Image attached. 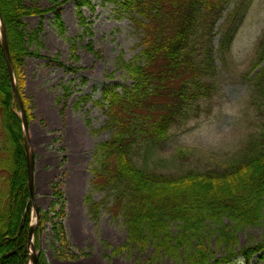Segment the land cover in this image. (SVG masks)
Listing matches in <instances>:
<instances>
[{"label": "trees", "instance_id": "trees-1", "mask_svg": "<svg viewBox=\"0 0 264 264\" xmlns=\"http://www.w3.org/2000/svg\"><path fill=\"white\" fill-rule=\"evenodd\" d=\"M65 1H53L43 9L26 0H0L28 120L22 63L26 56H39L31 46L42 45L43 26L31 32L24 19L54 12L59 29L64 31L61 6ZM90 3L78 0L80 6ZM249 4L250 0L118 1L139 35L142 49L133 60L122 63L132 85L103 92L100 105L107 120L98 131H110L112 136L97 145L94 155L92 187L103 197L97 201L91 193L87 201L93 219L108 209L123 222L127 240L118 247L120 250L130 245L140 249L151 245L156 253L171 256L175 264H232L237 259L254 264L253 258L264 254V236L238 249V231L262 225L264 220V126L251 137L244 152L222 169L172 174L147 164L154 145L167 138L174 126L197 115L200 103L213 96L218 58L222 60L230 47ZM81 23L89 24L85 17H81ZM217 35L218 48L214 43ZM254 68L251 100L264 118V30ZM0 126L5 135L1 150L6 154L8 172V189L3 192L5 201L0 210V264H30L33 206L24 131L1 39ZM54 191L58 200L51 210L43 212L40 208L43 213L35 236L38 264H51L40 251V234L48 220L54 224L56 237L65 238L63 222L55 220L65 217L64 194L58 184ZM213 242L216 250H223L221 256L214 252Z\"/></svg>", "mask_w": 264, "mask_h": 264}, {"label": "rangeland", "instance_id": "rangeland-1", "mask_svg": "<svg viewBox=\"0 0 264 264\" xmlns=\"http://www.w3.org/2000/svg\"><path fill=\"white\" fill-rule=\"evenodd\" d=\"M53 1L26 3L46 9ZM118 1L91 0L90 5L80 6L78 0H66L61 6L64 31L59 29L54 12L24 19L31 32L43 26L42 45L31 46L39 56H26L22 63L29 135L36 158L35 202L47 212L58 200L56 184L64 194L65 217L55 220L63 222L65 238L56 237L51 220L40 234V251L51 264H175L171 256L156 253L151 245L120 250L118 247L127 240L123 222L108 209L93 219L88 209L91 193L94 200L103 197L92 187L96 147L112 136L110 131H98L107 120L100 105L103 92L132 85L122 63L133 60L142 49L139 35ZM81 17L88 26L81 23ZM263 30L264 0H250L230 47L222 60L218 58L213 96L200 103L197 115L174 126L167 138L154 145V153L147 160L150 168L172 174L222 169L244 152L251 137L264 126V118L251 100L255 53ZM219 36L214 40L216 48ZM4 140L0 126V210L5 201L3 192L8 189L7 159L1 150ZM60 208L58 205L57 210ZM32 223H36L34 209ZM238 236V249L262 240L264 220L262 225L240 229ZM212 248L217 256L223 253L216 250L214 242ZM252 261L264 264V254ZM232 264L243 262L237 259Z\"/></svg>", "mask_w": 264, "mask_h": 264}, {"label": "water", "instance_id": "water-1", "mask_svg": "<svg viewBox=\"0 0 264 264\" xmlns=\"http://www.w3.org/2000/svg\"><path fill=\"white\" fill-rule=\"evenodd\" d=\"M0 22H1V27H0L1 44H2V48H3L5 58L7 61L9 74H10V77L12 80L13 93H14L15 100L17 102V105H18V108L20 111V115L22 118V122H23L24 144H25L26 158H27V165H28V186H29V191H30L31 202L33 204L34 210H35L36 215H37L36 223L31 225L30 232H29L28 244L30 247V260H31V264H38V252L36 250L35 243H34L35 234H36L37 228L40 225V211H39V207L37 206V203L35 202L36 158H35V154L33 152V149L31 147V139H30V135H29V121L27 118L26 109H25L19 88H18L16 81H15L14 67H13V62H12L9 44H8V40H7V32H6V28H5L3 19H2L1 8H0Z\"/></svg>", "mask_w": 264, "mask_h": 264}, {"label": "bare ground", "instance_id": "bare-ground-1", "mask_svg": "<svg viewBox=\"0 0 264 264\" xmlns=\"http://www.w3.org/2000/svg\"><path fill=\"white\" fill-rule=\"evenodd\" d=\"M29 251H30V247H29Z\"/></svg>", "mask_w": 264, "mask_h": 264}]
</instances>
